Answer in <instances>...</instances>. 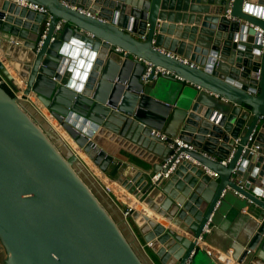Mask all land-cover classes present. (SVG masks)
I'll list each match as a JSON object with an SVG mask.
<instances>
[{"label":"water","instance_id":"obj_1","mask_svg":"<svg viewBox=\"0 0 264 264\" xmlns=\"http://www.w3.org/2000/svg\"><path fill=\"white\" fill-rule=\"evenodd\" d=\"M25 1L46 13L0 0V56L55 124L0 81V264H185L206 225L237 264H264V0ZM156 67L194 91L152 81ZM0 74L13 79L1 60ZM73 147L124 168L142 211L125 218Z\"/></svg>","mask_w":264,"mask_h":264},{"label":"crops","instance_id":"obj_2","mask_svg":"<svg viewBox=\"0 0 264 264\" xmlns=\"http://www.w3.org/2000/svg\"><path fill=\"white\" fill-rule=\"evenodd\" d=\"M173 8L176 9V5ZM178 8L183 9V5L179 6ZM174 22L175 21H173V20H171V21H169V20H164V21L158 20L157 21V23L167 24L168 26H170V25L180 26L181 28H185V27L192 28L194 26L192 24L190 25L188 21L179 20V22H177V23H174ZM169 38L175 39L174 34H171L169 36ZM176 40H178V38ZM185 42H187V41H185ZM2 58L3 57L0 56V60L3 62L6 69L24 88V83L19 79V77H17L15 75V73L11 70V68L8 66V64ZM161 79H164L165 81L169 80V81L174 82L175 84H172V85L175 88H179L182 85V88H185L186 90H189L190 92L194 91L193 87L190 86V84L182 82L181 80H179L175 76H163V77H161ZM165 136L167 138H169V136H167V135H165ZM191 162L194 163L193 161H191ZM124 166H127V165H124ZM124 171L125 170L123 168L122 170L115 173L114 166H109L106 173H105L108 176V177H106V183L109 184L111 186V188H113L112 197L117 202V204H119V206H121L122 209L127 207V206H131L132 208H137L140 211H142L141 210L142 207L140 208V205L137 202V199H139L141 196L140 193H138L136 198H135L132 194H130L127 190H125L121 186L122 182H123L122 173H124ZM207 174H208V176H211L210 175L211 172L208 171ZM126 196L129 197V200H125V202L121 201V199L126 198ZM134 205H135V207H134ZM241 210H243V211H241L242 213L240 215L241 216L246 215V207H242ZM232 211L233 210H229L228 214ZM231 216L234 217L236 215L233 214ZM151 218L158 220L157 222L160 221V223H163V220L158 218L153 213L151 214ZM230 218L231 217H229V219ZM165 228H170L173 231H175L177 234L185 236L188 239H191V236L180 231L179 229H177L172 224H169L168 222L165 223ZM210 228L211 227L209 226V229ZM230 229H233L235 231V233L239 232V230H240V228H238V225L235 222L234 223L232 222L230 224ZM223 232H224V230L222 231L220 229H217V230H215V232H212V229H210L209 234H206V236H207L206 239L200 240L198 242L199 247L195 248V252L191 257L190 264H237V262L234 261L233 258L231 257V251L225 252L230 240L228 239L227 234L225 235ZM209 250L211 251V255L207 254V251H209Z\"/></svg>","mask_w":264,"mask_h":264},{"label":"built area","instance_id":"obj_3","mask_svg":"<svg viewBox=\"0 0 264 264\" xmlns=\"http://www.w3.org/2000/svg\"><path fill=\"white\" fill-rule=\"evenodd\" d=\"M11 2H15L18 6L33 11L35 13H39V14H45L46 13V9L44 7H41L39 5L33 4V3H29L25 0H8ZM233 0H230V2H232ZM230 13V10H227V14ZM60 24H57L55 27V30H58L60 28ZM49 26L48 21H46L44 23V29H43V35L42 38H44L46 30ZM260 32V34L262 35V31L258 30ZM261 43H264L263 37H262V41ZM116 52L119 53H123L125 54L120 48H116L115 49ZM185 62V61H184ZM192 66V65H191ZM152 71V65L149 63H146V69L144 70L142 76H141V80L144 84L148 83V77L151 74ZM163 76H174L172 73H170L169 71H166L163 68H159L156 67L153 75H152V81H156L157 79H159L160 77ZM13 77V76H12ZM177 78V77H176ZM0 81H2L3 87L9 92V94H11L12 96L16 97V98H26L32 105L33 107L42 115L43 118H45V120L51 124L52 126L54 125L53 123L55 122L54 118L52 117V115L49 113L48 109H46L33 95H24V88L23 86H21V84L13 77V79L11 81L6 80L1 74H0ZM151 135L160 139L161 141H163L164 143H167L168 138L156 131H152ZM174 144L177 146L176 148L174 147L173 144H168L169 149L172 150L171 155L168 158V162H170V160L174 157L175 153L178 151L179 148L181 147H185V145L177 140L174 139ZM73 149L75 150L78 158L81 160V162L84 164V166L86 167V169L91 173V175L98 181V183L102 186L103 190L105 191V193L107 195H109L113 200L114 198L112 197L113 195V188H111V186L109 184H105L104 180H99L97 178L98 173L102 174L103 176H105V174H103L84 154L78 152V150L76 148L73 147ZM231 155L228 158V161L230 160ZM189 157L187 155L181 154L179 155L174 162L172 163L171 167L169 168V170L166 173H157L155 175H153L151 177V182L153 184H155L156 182H158L160 179H166L169 177V175L174 171V168L179 165L182 161H189ZM223 165H226V161L222 162ZM97 175V176H96ZM213 178H217V174L215 173H211L210 174ZM99 177V176H98ZM106 177V176H105ZM115 201V200H114ZM116 202V201H115ZM117 203V202H116ZM132 211V207L131 206H127L125 208L122 209L123 215L126 218L130 212ZM210 229L209 226L206 225V227L203 229L202 234H209ZM147 246L149 247L150 244H147ZM231 251V250H229ZM195 251H193L191 253V257L194 254ZM232 253V251H231ZM208 255H211V251H207ZM190 260L191 258H189L185 264H190Z\"/></svg>","mask_w":264,"mask_h":264},{"label":"bare ground","instance_id":"obj_4","mask_svg":"<svg viewBox=\"0 0 264 264\" xmlns=\"http://www.w3.org/2000/svg\"><path fill=\"white\" fill-rule=\"evenodd\" d=\"M53 124H55V123H53ZM56 126V125H55ZM59 130H61L60 129V127H57ZM72 144V143H71ZM97 176V175H96ZM99 176V177H98ZM98 176H97V178L99 179V180H104L105 181V184H106V177L105 176H103L101 173L99 174L98 173ZM133 199V198H132ZM125 200H129V197H127L126 196V198H122L121 199V201H123V202H125ZM134 207H135V205H134ZM121 210H122V208H121Z\"/></svg>","mask_w":264,"mask_h":264}]
</instances>
